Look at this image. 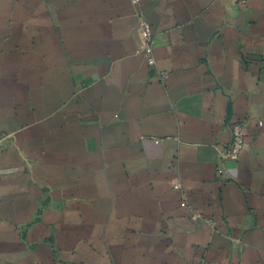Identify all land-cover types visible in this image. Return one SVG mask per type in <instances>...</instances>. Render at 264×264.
I'll use <instances>...</instances> for the list:
<instances>
[{"label": "crops", "instance_id": "obj_1", "mask_svg": "<svg viewBox=\"0 0 264 264\" xmlns=\"http://www.w3.org/2000/svg\"><path fill=\"white\" fill-rule=\"evenodd\" d=\"M0 141V264H264V0H0Z\"/></svg>", "mask_w": 264, "mask_h": 264}, {"label": "built area", "instance_id": "obj_2", "mask_svg": "<svg viewBox=\"0 0 264 264\" xmlns=\"http://www.w3.org/2000/svg\"><path fill=\"white\" fill-rule=\"evenodd\" d=\"M135 1V0H134ZM230 3L234 4V5H239V4H244L246 3L247 0H229ZM140 28H141V32L142 35L144 37V39L147 41H149L150 37H151V31L149 28V25L144 22V21H140ZM146 51L148 52V57H147V63L149 66H154L155 62L154 59L151 57L149 51H150V46L147 44L146 47ZM166 75L162 74V79H165ZM231 132V142L229 143V145L227 146V148L225 149L223 156L225 159H229V160H236L239 156V153L242 149L243 146V125L241 123H236L234 125L231 126L230 129ZM2 144L0 141V155L2 153ZM174 189H179L178 186H174Z\"/></svg>", "mask_w": 264, "mask_h": 264}]
</instances>
